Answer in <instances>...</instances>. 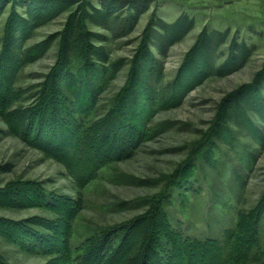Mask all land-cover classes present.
<instances>
[{"label": "rangeland", "instance_id": "rangeland-1", "mask_svg": "<svg viewBox=\"0 0 264 264\" xmlns=\"http://www.w3.org/2000/svg\"><path fill=\"white\" fill-rule=\"evenodd\" d=\"M69 1H62L57 11V4L53 8L47 1L42 5L34 0H0V57L10 14L15 11L29 18L30 6L42 19L25 47L49 44L41 57L22 65L11 101L0 104V200L11 199L10 204L0 203V218L25 223L40 217L64 225L61 217L44 207L12 202L19 198L9 192L32 184L47 197L78 202L72 223L73 245L78 246L98 231L129 225L145 214L149 202L164 195L169 217L188 233L219 236L235 223L239 236L258 227L261 249L253 259L237 264H264V0H144V6L141 0L127 5H109L113 0ZM138 12L129 31V17ZM74 20L79 36L87 40L84 51L91 49L90 44L114 64L89 124L104 127L109 112L115 106L119 111L121 99L127 97L130 103L135 98L130 105L134 114L144 112L147 130L146 140L131 156L104 160L96 177L83 186L47 152L63 150L69 130L56 122L57 112L43 114L46 102L36 105L39 84L65 62V42ZM176 22L179 27L172 36L169 26ZM205 35L214 36L216 43L214 73L195 83L178 105L165 103L178 83L190 80L195 66H202L195 62L197 45ZM97 61L101 66L109 64ZM132 80V88L137 82L145 86L157 82L155 109H139L140 99L131 85L127 87ZM56 101L52 109L61 107ZM27 116L46 131L40 133L41 140L36 129L33 140L13 132L11 121L22 136L31 135ZM177 181L187 186L174 185ZM31 227L47 234L40 226ZM0 252L10 264H46L56 256L27 252L1 235ZM69 258L65 255L62 260Z\"/></svg>", "mask_w": 264, "mask_h": 264}, {"label": "trees", "instance_id": "trees-1", "mask_svg": "<svg viewBox=\"0 0 264 264\" xmlns=\"http://www.w3.org/2000/svg\"><path fill=\"white\" fill-rule=\"evenodd\" d=\"M34 1L42 5L51 3L53 8L54 4H57L59 8L57 11H60V4L64 0ZM129 1L113 0L109 5H114L117 2L127 5ZM69 2L76 3V0ZM144 2L141 0L142 6H144ZM34 10L30 6L27 12L29 18L13 11L7 20L4 30V48L0 57V79L2 78L1 84L3 85L2 89L5 90V99L3 101L0 96V104L11 101L15 77L22 65L41 57L49 47V44L45 43H38L31 48L25 47L26 40L30 38L32 31L37 27V20L42 19L39 14L34 13ZM139 11L142 12V8ZM139 13L129 17L130 24L127 28L129 31L136 24ZM74 22L65 42L68 47L65 48L67 51L65 62L60 68L59 66L55 68L50 75L46 76L44 82L39 84L36 105L43 101L46 102L43 114L47 113L45 116L49 117L50 114L57 112L59 119L56 118V122L69 130V139L63 141L65 145L61 147L63 150L57 153L52 149H47V152L62 162L76 181L83 186L96 177L104 160L114 161L131 156L146 140L147 130L146 124L143 122L144 118L141 117L145 115L144 112L134 114L130 110V105L134 103L135 98L130 103L126 101L127 97L121 99L118 106L119 111L115 106L110 111L111 113L109 112L104 127L100 126V123L89 124L93 106L97 103V96L109 83L110 79L107 78V75L111 69L110 66H114V64L104 59L99 48L92 47L90 44L89 48L91 49L87 52L84 51L87 40L79 36L82 33H78L76 20ZM126 25H122L121 33H125L123 28ZM177 26V22L169 26V33L171 34ZM171 35L174 36V34ZM213 39L214 36L206 35L200 39L198 48L196 47L198 50L195 63H201L202 66L200 68L195 66L194 73L191 77L189 76L191 79L187 78L184 82L178 83V88L173 90L170 98L164 99L165 103H173V106L178 105L195 83H200L208 74L214 73L216 43L213 44ZM171 44L172 40H169L168 46ZM98 59L109 64L101 66L98 64ZM234 62L229 61L230 64ZM134 72L137 73L135 69H133ZM133 80L127 87L131 85V91L137 99H140L138 101L140 104L137 105L139 109L147 107L149 112L151 109H155L159 105L156 102L157 82L154 86L151 83L149 86H145L143 81L137 82L132 88ZM192 80L193 82H191ZM125 94H128L127 88L124 91ZM53 100H57L56 103L61 107L52 109ZM245 107L250 109L248 106ZM51 111L52 113H50ZM26 112L27 115H30L32 110ZM262 116L264 117L263 114ZM46 122L48 123L50 120ZM26 124L27 127L32 128V132H30L31 135L28 131V136H22L19 130H15L11 121V127H14L13 132L17 135L28 140L36 129L39 133L38 139L41 140L40 133L45 134L46 131L39 129L41 126L37 127V122L34 120L32 122L28 116ZM49 146L51 147V145ZM109 148L110 151H108ZM83 151L84 154H82ZM174 185L187 186L183 181H177ZM9 193H14L19 198L18 202L16 199L12 202L44 207L62 218L63 226L59 222L40 217H32L24 221L25 223L0 218V235L2 237L14 242L27 252L56 255L46 264H237L256 257L262 247L258 227L255 229L251 227L246 235L240 233L239 236L235 223L224 227L219 236H198L186 232L179 223H174L169 217L167 210L169 200H166L164 195L149 202V208L145 214L129 225L98 231L78 246H74L72 223L79 211L78 202L65 197H47L41 189L32 188V184L28 183L22 184L17 190ZM9 201L0 200V203L10 204ZM31 226H40L47 230V234L36 231ZM65 255H69L70 258L62 260ZM0 264H10L1 252Z\"/></svg>", "mask_w": 264, "mask_h": 264}]
</instances>
